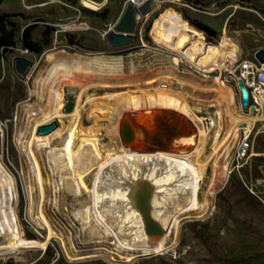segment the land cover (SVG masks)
Returning a JSON list of instances; mask_svg holds the SVG:
<instances>
[{"label": "rangeland", "instance_id": "obj_1", "mask_svg": "<svg viewBox=\"0 0 264 264\" xmlns=\"http://www.w3.org/2000/svg\"><path fill=\"white\" fill-rule=\"evenodd\" d=\"M61 1L77 6L80 15L58 0H2L0 4V14L8 15L4 27L14 29L15 41L8 49L0 50V129L3 130L0 165L14 180L13 206L17 207L25 236L38 246L43 244L46 231L32 220L29 213L30 197L37 200V189L33 156L26 149L27 146L30 148L34 137H42L33 134L32 129L33 125L41 124L43 112L52 115L56 110L64 114L72 112L73 109L66 112L64 107L75 102L79 89L65 83L87 85V99L81 117L83 125L92 123L89 115L93 103H110L112 93L139 89L147 93L158 86L186 91L190 102L204 108L195 113L199 117H212L216 122L205 147V154L209 156L221 143L230 125L223 107H219L214 99L215 93L204 94L165 78L154 79L173 71L206 83L218 74L216 70L202 72L198 69L195 73L188 67L192 64L184 59L175 65L174 57L179 49L173 43L174 32L186 34L207 48L217 49L218 57L226 66L221 77L232 89L237 55L253 60L254 51L264 48V0H159L158 8L139 23L134 42L126 44L133 48L117 53L101 52L113 48L103 34L118 18L125 0H92L100 2L97 4L87 0ZM42 3L46 4L39 6ZM28 25L32 27L31 41L40 47L35 58L18 50L25 48L22 32ZM45 28H48L46 34L43 33ZM46 37L49 42L44 41ZM18 55L39 60L23 80L17 77L11 66L13 57ZM77 61L87 73L74 71ZM57 64L67 66L72 77L62 79L59 70L51 73ZM125 78L139 81L119 87L92 86L102 79ZM235 94L243 114H251L247 108L240 107L236 91ZM122 114L133 132L129 145L140 151H177L174 139L196 132L193 121L183 114L172 108L156 106L122 110L116 121L118 136ZM102 122H105L103 118ZM48 136L44 135L45 138ZM239 139V131L230 133L226 146L218 149L216 163L211 160L206 165L198 198L200 201L206 198L208 204L199 211L180 215L177 232L173 230L167 239L170 244L175 242L170 250L136 255L130 260L117 252L109 262L103 258L71 262L62 253L58 241L51 239L43 250L23 249L19 254L0 258V264H264V121L258 119L254 122L250 155L236 167L232 157ZM86 140L84 137L79 139L75 151ZM91 142L100 151V146L108 144L110 139L102 128L101 134ZM33 147L43 156L48 149L47 146ZM226 164L231 170L227 175ZM84 182L90 186L91 175L85 176ZM87 200V193L83 190L76 196L67 194L63 209L66 218L76 226L81 240L113 242L114 238L105 233L91 213L86 222L73 216L75 210L81 213Z\"/></svg>", "mask_w": 264, "mask_h": 264}, {"label": "bare ground", "instance_id": "obj_2", "mask_svg": "<svg viewBox=\"0 0 264 264\" xmlns=\"http://www.w3.org/2000/svg\"><path fill=\"white\" fill-rule=\"evenodd\" d=\"M133 2L139 4L140 0ZM172 39L179 49L174 57L175 65L184 59L199 71L216 70L218 74L211 82L206 83H200L173 71L155 76L154 79L165 78L179 85H188L187 87L190 86L204 94L214 92L217 105L223 107L230 122L221 143L209 156L205 154L210 131H213L216 122L214 123L212 117H199L195 113L204 108L190 102L186 91L169 90L158 86L147 93L138 87L139 90H129L122 94L112 93L109 95L110 103L103 101L93 103L89 115L92 123L83 125L81 117L87 99L85 88L87 85L64 82L78 86L79 89L72 112L64 114L56 110L53 115L43 112L41 124L53 119L60 124L54 131L46 134L50 136L34 137L30 141L31 149L28 146L26 149L30 150L33 156V176L37 189V200L34 201V196L30 197L29 213L32 220L46 231L44 242L38 246L25 236L17 207L13 206L14 180L0 165V258L19 254L23 249L43 250L51 239L58 241L62 253L71 262L98 258L109 262L117 252L123 253L127 260L136 255L163 253L175 244L168 243L167 239L173 230L177 232L180 215L199 211L208 204L206 198L201 201L198 198L206 165L211 160L216 163L218 149L225 144L230 133L238 132L240 127L248 129L258 119L264 121V115L243 114L240 110L234 89L221 77L224 63L218 57L217 49L207 48L192 37L177 31L174 32ZM25 48L30 51L29 48ZM79 64L81 63L77 61L74 71L87 73ZM56 70H59L62 79L72 77L69 68L63 64L55 65L51 73ZM138 81L139 79L132 78L113 81L102 79L92 86L119 87ZM156 106L172 108L183 114L193 121L196 132L174 139L173 144L177 151L159 149L140 151L131 145H124L116 129L120 112L124 109ZM102 118L105 122H102ZM36 128L37 126L33 125V134L36 133ZM102 128L110 142L101 145L98 151L91 139L98 137ZM1 132L3 135L2 129L0 136ZM82 137L87 140L75 151V145ZM34 145L39 148L47 146L45 155L43 156L42 152L41 154L35 152ZM227 170L228 164L225 165V172ZM87 175H91L90 186L84 182ZM81 190L87 193L88 200L81 208V213L75 210L72 212L73 216L81 222H86L91 213L105 233L114 238L113 242L106 244L94 240V242L81 240L76 226L66 218L63 212L66 195L76 196ZM139 198L144 200L148 214L161 229L159 237H148L144 233L143 217L135 205Z\"/></svg>", "mask_w": 264, "mask_h": 264}, {"label": "water", "instance_id": "obj_3", "mask_svg": "<svg viewBox=\"0 0 264 264\" xmlns=\"http://www.w3.org/2000/svg\"><path fill=\"white\" fill-rule=\"evenodd\" d=\"M2 0H0V4ZM158 8V3L156 0H142L139 4H135L133 0H125L123 3L122 10L116 19V21L104 32V37L107 42L112 47L123 46L129 43L134 42L136 39V34L138 31V25L146 17L149 13L156 10ZM8 18L7 14H0V24ZM86 54V53H85ZM254 56L259 60V62H264V49H258ZM32 61L31 59L25 56H15L12 59L11 66L13 72L17 75L21 80L25 79L32 69ZM236 85L238 87L240 103L243 107L248 105V90L245 87L243 81L241 79H237ZM73 104L69 102L64 107L66 112L71 111ZM249 112L253 113L254 108L252 106L249 107ZM124 114L119 121L118 130L120 140L124 145L131 144L133 138V132L123 119ZM244 126V123L241 125ZM58 127V122L56 120L49 121L44 124H40L36 128V133L38 135H46L54 131ZM2 148L1 136H0V152ZM136 207L141 212L143 217V230L148 237H159L162 233L159 226L156 222L150 217L148 214V210L146 209V205L142 198H139L135 202ZM151 255V254H147ZM144 256V255H140Z\"/></svg>", "mask_w": 264, "mask_h": 264}, {"label": "built area", "instance_id": "obj_4", "mask_svg": "<svg viewBox=\"0 0 264 264\" xmlns=\"http://www.w3.org/2000/svg\"><path fill=\"white\" fill-rule=\"evenodd\" d=\"M158 1L159 0H156L157 3ZM58 2H60L62 5L70 6L74 8L80 15L81 11L77 6H73L72 4L70 5L69 3L62 2L61 0H58ZM44 4L46 3L39 4V6ZM18 50L23 55L25 53L31 55L33 54V52H28L27 50H25V48ZM257 50L258 49H256L252 55L253 60H250L248 57L242 58L241 55H237L236 59L234 60V63L237 64L234 69L235 85L233 86V89L237 92L240 107H243L240 103L238 87L236 85L237 79H241L248 90L249 102L248 105L245 106L244 108H247L249 110V107L252 106L254 108V112L251 114L264 115V62L263 63L259 62V60L254 56ZM193 66L194 65H188L189 69L197 73L198 72L197 69H194ZM253 127L254 124L248 129L241 127L238 129L239 137H240L239 144L236 147L232 157V163L235 162L236 164L234 166L236 167L242 162V160L247 159L248 156L250 155V150L252 149L253 146V142L251 140ZM230 172L231 170L228 169L227 174Z\"/></svg>", "mask_w": 264, "mask_h": 264}, {"label": "trees", "instance_id": "obj_5", "mask_svg": "<svg viewBox=\"0 0 264 264\" xmlns=\"http://www.w3.org/2000/svg\"><path fill=\"white\" fill-rule=\"evenodd\" d=\"M13 26V23H11ZM200 27L202 29H205L204 25H200ZM31 25L26 26L23 29L22 32V41H23V45L27 48L34 49L37 48L38 50L40 49V47L38 46L37 42L31 41L30 39V30H31ZM44 34L48 33V28H45V30L43 31ZM45 42H49V38H45L44 39ZM14 29L10 28V29H6L4 27V22L0 24V50H6L8 49V47L13 46L14 45Z\"/></svg>", "mask_w": 264, "mask_h": 264}, {"label": "flooded vegetation", "instance_id": "obj_6", "mask_svg": "<svg viewBox=\"0 0 264 264\" xmlns=\"http://www.w3.org/2000/svg\"><path fill=\"white\" fill-rule=\"evenodd\" d=\"M128 45H123V46H118V47H113V48H109V49H102L103 51H101V52H106V53H117V52H122V51H126V50H128V49H130V48H133V47H127ZM31 51L33 52V57L35 58V56H36V54L39 52V50L37 49V48H34V49H31ZM101 52H99V53H101ZM45 54V52L44 53H42L41 54V56L42 55H44ZM41 56H40V58H41ZM31 61H32V71L35 69V67H36V64L38 63V61L39 60H37V59H31Z\"/></svg>", "mask_w": 264, "mask_h": 264}, {"label": "crops", "instance_id": "obj_7", "mask_svg": "<svg viewBox=\"0 0 264 264\" xmlns=\"http://www.w3.org/2000/svg\"><path fill=\"white\" fill-rule=\"evenodd\" d=\"M89 1H91V2H93V3H95V4L100 3V2H96V1H92V0H89Z\"/></svg>", "mask_w": 264, "mask_h": 264}]
</instances>
